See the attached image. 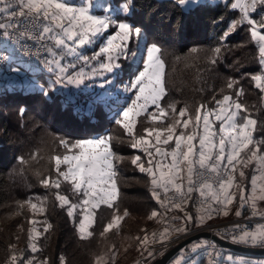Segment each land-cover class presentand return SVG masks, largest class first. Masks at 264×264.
Here are the masks:
<instances>
[{"label": "trees", "instance_id": "obj_1", "mask_svg": "<svg viewBox=\"0 0 264 264\" xmlns=\"http://www.w3.org/2000/svg\"><path fill=\"white\" fill-rule=\"evenodd\" d=\"M125 2L126 0H105L102 7L94 11L102 15L107 4L116 18L124 20L126 17L121 6ZM133 2L134 11L128 18L137 26H143V34L139 45L133 41L130 47L135 50L142 46L140 52L143 56L145 44L155 42L161 46L168 87L165 101H175L177 109L188 105L191 112L200 104L206 105L207 109H216L218 106L214 97L215 100H222L224 95H231L235 100V92L243 88L244 94L239 97V101L248 108L253 118L264 121V98L251 80V75L260 72V66L258 48L250 39L249 25H239L226 39H220L228 25L240 19L238 9L233 10L228 0H206L191 12H185L177 0ZM101 40L100 38L92 47H84L81 54L92 57L99 51ZM216 47L221 48L218 55L211 51ZM193 48L199 51L192 52ZM17 59L19 58H12L0 69V74H9L10 65L14 62L16 64ZM212 59L216 63H211ZM82 62L80 60L75 69L84 66ZM42 63L29 64L33 66L31 70L17 65L24 72L17 81L0 77V264H10L9 257L13 252L25 260L32 257L37 261L48 258L49 264H60L61 256L67 264H95L96 257L100 256L111 264L109 258L113 245L117 253L114 264H132L143 255L138 250L134 237L141 236V230L152 211L161 209V203L152 196L149 176L141 173L131 163V158L135 156H140L141 161L146 162L145 154L130 146L131 137L122 126L115 123L109 110V106L123 105L125 101L130 103L133 94L100 98L103 103L89 115L85 102L96 100L97 92L94 89L87 92H74L70 89L67 94L56 83L50 86L49 79L55 78L47 69L42 68ZM130 63L131 61H122L124 67L118 74H107L104 80L114 76V85L121 86L125 81L129 82L133 75L127 68ZM100 78L96 77L95 80ZM230 80L238 82L232 89L227 88ZM44 91H47V95ZM146 115L138 118L135 126L137 136L146 135L143 132L145 127L164 126L160 122L146 120ZM180 130L182 129H178ZM187 131H193L191 124ZM107 135L112 138L111 150L124 158L123 161L116 162L119 186L117 204L121 214L127 209L129 215L120 222L118 229L114 228L101 236L113 213V209L101 205L94 209L95 223L89 228L92 235L81 239L78 233V225L82 219L81 209L76 210L74 219L70 218L67 206L60 207L55 198V193L60 192L77 203L79 198L72 192L70 184L60 177L59 189L46 188L40 180L45 177L57 179L54 161L50 157L65 153V149L58 144V137L77 140ZM255 136H264V131L258 129ZM21 156L26 163L18 162L17 158ZM60 167L65 170L63 165ZM159 195L162 201L163 197L160 193ZM196 197V194L190 195L184 206L185 211L193 217L194 227L198 226V217L193 209ZM29 198L38 204L36 198L44 200V211L31 210L28 205L22 210L18 209L17 202ZM18 211L21 214L17 215ZM180 215L184 217V212L180 211ZM225 219L222 214H217L212 222ZM29 220H36L40 225L41 235L35 241L40 249L37 252L27 247V230L31 228ZM45 222L52 225L48 232H44ZM21 225L23 231L20 229ZM9 245H15V248L10 249ZM253 258L255 263L252 264H264V255H253L247 261ZM235 262L234 256L228 252L220 258V264ZM194 264L204 262L198 260Z\"/></svg>", "mask_w": 264, "mask_h": 264}, {"label": "snow or ice", "instance_id": "obj_2", "mask_svg": "<svg viewBox=\"0 0 264 264\" xmlns=\"http://www.w3.org/2000/svg\"><path fill=\"white\" fill-rule=\"evenodd\" d=\"M181 8L191 12L200 6V0H177ZM233 10L239 9L241 16L239 20L232 21L227 30L220 37L226 39L235 29L242 24L249 25L250 39L258 48V64L260 72L251 75V80L255 82V87L264 93V0H235L231 2ZM125 13L124 20L114 19L110 14L95 15L90 11L91 2L86 0L84 4H74L69 0H0V31L5 39H12L27 36L35 38L38 41L45 39V34H52L54 29L60 32L49 39L55 40L56 46H64L70 52L76 53V49L66 44L67 40L73 41L78 46L92 43L94 38L101 37L110 26L115 25L114 35H109L100 46L99 52L94 53L92 57L77 54L78 58L86 64L90 60H98V69L93 68V74L105 75L113 74L114 76L124 67L122 61H131L127 65L130 72L133 73L129 83L124 86L123 91L128 92L135 90L134 99L130 103L125 101L123 105L115 107L109 106L117 125L125 129L127 135L131 137L130 146L139 148L149 159L146 162L141 161L140 156L131 158V163L135 165L141 173L149 176L152 196L165 207L164 202L160 200L157 189H163L165 193L174 190L179 199H171V209H177L184 212V225L175 228L177 233L186 232L187 225L193 220L191 214L185 211L186 204L184 180H187V193L190 194L199 184L201 195H205L204 189L211 190L214 185L208 183L209 179L214 178L218 191L213 193L212 199L222 205V209H214L211 206L204 209L206 215L197 218L198 226L205 219H211L213 212L223 211L224 215L228 214V206L236 199V193L231 189L239 190L240 208L249 204L252 215H260L264 219V211L257 208V200H264V194L256 195L258 179L262 181L259 185V191L264 193V136L257 138L256 131H264V121L253 118L248 108L239 101V97L244 94V89L239 88L235 92L237 99L231 95H224L222 100H215L216 109H207L206 105L200 104L194 112L189 110L185 105L177 109L175 101H165L168 96V87L166 82L165 61L163 59V50L160 45L153 42L145 44L144 55H140V48L133 50L130 45L133 41L139 45L143 34V26H137L135 22L128 17L134 11L133 0H126L121 6ZM258 17V19L256 18ZM62 34V35H61ZM59 37V38H56ZM49 54L55 56L51 48L47 49ZM192 52L199 49L193 48ZM214 54H219L220 47L211 50ZM103 57V59H101ZM139 57V59H137ZM216 63L215 59L210 61ZM49 65H55L50 71L57 72L58 77L54 83L74 84L79 87L83 84L85 73L81 70L69 74L67 68L61 65L59 60L47 61ZM141 65L136 67V65ZM74 67V65L72 66ZM60 74H63L62 76ZM112 80L105 79L104 84H111ZM238 82L229 81L227 88L232 89ZM119 92V89H117ZM47 95V91H44ZM162 101L164 103L162 104ZM103 103L98 97L91 102H85L88 114L91 115L97 107ZM149 106H154L155 112H148ZM23 111V110H22ZM146 115V120L150 122H160L163 127H145L143 132L146 135L135 134V126L141 115ZM215 116L216 121H220L218 130L213 128L210 116ZM203 122V134H200V124ZM192 125L193 131H187L189 125ZM178 129H182L178 131ZM154 134V143L149 137ZM166 134V135H165ZM218 137V139H217ZM111 136L94 137L87 139L72 140L64 137H58V144L65 149L64 154H58L50 157L54 161V168L57 173V179L45 177L40 180L44 187H53L59 189L60 177L63 181L71 186V190L77 195L78 202L73 203L67 195L60 192L55 193V198L59 201L60 207L67 206V215L75 218L76 210L81 209L83 219L78 225L80 238L84 239L85 234L91 236L88 231L89 227L95 223V213L91 210L98 209L101 205H106L113 209L112 217L104 226L101 236L110 230L119 228L120 222L129 215L127 209L120 213L117 201L119 199L118 186V168L117 161H123V157L117 156L111 150ZM198 140V147L195 141ZM174 142V146L168 149H161L158 145H169ZM155 153V155H154ZM160 157V159H156ZM170 159V163L164 164L163 160ZM32 158H35L34 156ZM18 162L26 163L23 156L18 157ZM155 161V162H154ZM255 164L253 174L250 178L251 194L245 196L246 186L239 181L248 179L243 168L249 164ZM68 165L67 170H61V165ZM147 164V166H146ZM238 165L240 166L238 171ZM259 172V177L255 174ZM186 173L185 175H182ZM211 174V175H209ZM237 174L239 180L237 179ZM39 202L33 203L32 198L26 201H18V209H23L28 205L31 210L43 212L44 200L36 198ZM46 199V198H45ZM166 210H170L167 209ZM17 215L21 212H17ZM236 216L242 213L238 209ZM158 216V212L153 210L149 219ZM172 219H177L173 217ZM30 224L35 225L36 221L29 220ZM44 232H48L52 225L45 222ZM238 233L232 236L234 243H240L249 247H258L264 249V224H257L254 229L241 228L239 225L234 226ZM23 231V225L20 226ZM28 244L33 252L40 251L37 247L36 240L41 235L34 227L28 230ZM141 238L134 237L138 242L139 249L147 252L152 256L153 252L149 250L150 243L163 244L170 231L165 227L159 236L156 232L151 233V240L146 230ZM19 240V237H17ZM196 245L195 248H199ZM14 249L15 245H9ZM115 245L110 249L111 264L115 262L116 251ZM60 264H67L65 258L61 256ZM231 259V257H229ZM10 264H49L48 258L37 261L35 257L25 260L22 256H17L15 252L9 257ZM108 264L104 257H96L95 264ZM236 264H251V262L240 258Z\"/></svg>", "mask_w": 264, "mask_h": 264}, {"label": "built area", "instance_id": "obj_3", "mask_svg": "<svg viewBox=\"0 0 264 264\" xmlns=\"http://www.w3.org/2000/svg\"><path fill=\"white\" fill-rule=\"evenodd\" d=\"M49 40L50 39L47 37V34H45V39L42 41H38L35 38H28L27 36H22L19 38L13 36L12 39H5L3 35H1L0 69L4 67L14 56L18 57L22 62L31 65L44 62L47 58V49L50 44ZM208 183L213 184L214 187L211 190L204 189L205 195L202 196L199 189V184L196 185V189L194 191L188 194L187 180H184L186 203L190 195H197L196 199L193 202V209L196 211L197 215L209 206L214 209H222L223 207L222 205L216 204L212 199L213 193L218 191V186L216 185L215 179H209ZM157 191L162 195V202H164L165 207L161 206V209L157 211L158 216L156 217L154 225L149 231V238L151 240V233L156 232L159 236V233L162 232L165 227H169L170 231L168 233V238L163 244L150 243L148 245V248L153 252V255L148 256L147 252H143V255L138 258L133 264H154L170 247L183 242L185 239L201 232L208 233L210 237L199 238L186 244L176 254L174 260L170 262V264H194L198 260H202L204 264H220V258L227 252L231 253L237 260L240 258L248 260L251 258V256H253L250 253L232 250L227 247L221 246L214 240H212L211 236H215L233 245L252 249L258 248L249 247L240 243H234L232 240V236L234 234H237L239 231L234 226L239 225L241 228L246 227L248 229H254L257 224H264V219H262L260 215H252V211L249 206H245L242 215L237 218L208 222L199 224V226L196 227L193 226V221H191L187 225L186 232L177 233L175 231V228L182 227L184 225V219L180 215L179 210L171 209L170 200H178L179 197L174 192V190H169L167 193H165L161 188L157 189ZM166 208L170 210H166ZM219 212L220 211H218V213ZM173 217H177V219L174 220L172 219ZM196 245H200V247L193 250Z\"/></svg>", "mask_w": 264, "mask_h": 264}, {"label": "rangeland", "instance_id": "obj_4", "mask_svg": "<svg viewBox=\"0 0 264 264\" xmlns=\"http://www.w3.org/2000/svg\"><path fill=\"white\" fill-rule=\"evenodd\" d=\"M105 0H90V2H91V8H90V11L93 13V14H95V15H99V14H96L95 13V11H94V9H99V8H101L102 7V3L104 2ZM204 1H206V0H200V3L201 2H204ZM207 1H217V0H207ZM69 2H71V3H74V4H84L85 2H86V0H69ZM233 2H235V0L233 1ZM183 9V8H182ZM103 10H104V13L102 14V15H104V14H110V15H112V17L114 18V19H117L116 17H115V13L113 12V11H111L110 9H109V7H108V5L106 4L105 6H104V8H103ZM185 12H187L188 10H186V9H183ZM239 10V9H238ZM123 12V11H122ZM124 13V12H123ZM118 20H120V19H118ZM4 22V21H3ZM115 25H112V26H110L109 27V29H107L106 31H105V33H104V35L103 36H101V37H97V38H94V40H93V42L92 43H89V44H86V45H83V46H78L77 44H75V43H73V41H71V40H67V38L66 37H64V39H65V41H66V44L67 45H69L70 47H72V48H75L76 49V53H72V52H70L69 51V49L67 48V47H64V46H56L55 45V40L54 39H50L49 41H50V44H49V47H48V49L49 48H51L52 50H53V52L56 54L55 56H53V55H51V54H49V52L47 51V58L45 59V61L42 63L43 65V67L42 68H44V69H47L50 73H52L53 74V76H54V80L53 79H49V85L50 86H52L53 85V83H54V81L57 79V77H58V71L57 72H54V71H50L49 69L50 68H54L55 67V65L53 64V65H49L48 63H47V61H49V60H53V59H55V60H59L60 61V63H61V65L62 66H64L65 68H67V70H68V73L69 74H72V73H76V72H79V71H83L84 73H85V79H84V82H83V84H81L79 87H77L76 85H74V84H67V81L66 80H64V82L63 83H56V85H57V87H62V89H63V91L64 92H66L67 94H69L70 92H69V90L70 89H72L74 92H77V91H84V92H87V91H89V90H92V89H94L95 90V92H97V94H98V96H97V98L99 97V98H105V97H109V98H114V97H116L117 95H120V96H128V95H130V94H133V99L135 98L134 97V92H135V90L133 89V90H131V91H128V92H124L123 91V88H124V86L125 85H127L129 82L128 81H125L124 82V84L123 85H114V81H113V79H114V76H111V78H109V80H112L113 81V83H111V84H104V88L103 87H101V85L104 83V77L107 75V74H105V75H99V74H93V68H96V69H98V64H99V61L98 60H90L87 64L83 61L82 63H84V66H81V67H78L77 69H75V67L77 66V64L80 62V60L81 59H79L78 58V55L77 54H81L82 53V51H83V48L84 47H92L93 45H94V43L95 42H97L100 38L102 39L101 40V44L103 43V41L106 39V37L107 36H109V35H114V33H115ZM60 32V30L59 29H54V32L52 33V34H47V37H49V36H54L55 37V35H56V33H59ZM62 35V34H61ZM56 38H59V37H56ZM139 48L142 50V46H139ZM97 52H99V51H96L95 53H97ZM140 55H141V52H140ZM101 59H103V57H101ZM137 59H139V57L137 58ZM93 61V62H92ZM17 65H19V66H25V67H27L28 69H32L33 68V66H31V65H29V64H25L24 62H22L20 59H17L16 60V64H15V62H14V64H12V65H10V72H9V74H0L1 76V79H10V80H12V81H17V79H20L21 78V76L22 75H24V72L22 71V70H20L19 69V67L17 66ZM74 65V67H72ZM8 67H9V65H8ZM34 70V69H33ZM61 76L63 75V74H60ZM109 75H113V74H109ZM96 77H101L100 78V80H98V81H96L95 80V78ZM106 87V88H105ZM111 89V90H105V89ZM102 89H104V90H102ZM117 89H119V92H117ZM96 98V99H97ZM262 98H264V93H262ZM152 107H154V106H149V108H148V112H155L156 111V109H155V107L153 108V110H152ZM87 110V109H86ZM209 120L212 122V124H213V128L215 129V130H218V127H219V124H220V121H216L215 120V116L213 115V116H210L209 117ZM199 132H200V134H203V122L201 121V124H200V129H199ZM166 135V134H165ZM108 136V135H107ZM100 137H104V136H100ZM149 139L150 140H152V142L154 143L155 141H154V134H153V136L152 137H149ZM217 139H218V137H217ZM195 143H197V147L199 146L198 145V140L197 141H195ZM159 147H161V149L163 150V149H168V150H170L171 149V147L172 146H174V142H169V145H163V144H161V145H158ZM137 149H139V148H137ZM140 150V149H139ZM143 152V151H142ZM144 153V152H143ZM145 154V153H144ZM154 155H155V153H154ZM145 158L148 160L149 159V157L145 154ZM156 159H160V157H156ZM170 157L167 159V160H163V163L164 164H168V163H170ZM155 162V161H154ZM64 167H65V170H67V168H68V165H66V164H62ZM146 166H147V164H146ZM239 168H240V166L238 165V171H239ZM254 168H255V164L253 163V164H249L248 165V167H245V168H243V171L245 172V174H246V177L248 178V179H245V180H240L239 182L242 184V185H245L246 186V189H245V196H248V195H250L251 194V184H250V178H251V175L253 174V170H254ZM185 175H186V173H184ZM258 177H259V175H260V173L259 172H256L255 173ZM237 179L239 180V177H238V174H237ZM262 183V181H260L259 179H258V181H257V184H258V188H257V192H256V195L258 196V195H261V194H264V193H261L260 191H259V185ZM231 191H233V192H235L236 193V196H237V199L231 204V205H229L228 206V214L227 215H224L223 214V211L221 210L219 213L217 212H213L212 213V218L211 219H205L204 220V222L202 223V224H204V223H208V222H212L213 221V219L215 218V216L217 215V214H222L226 219H233V218H237L238 216H236V211L239 209L240 211H241V213H243V210H244V208H240V202H239V195H240V193H239V190L238 189H236V188H233V189H231ZM249 204H250V202H249ZM249 204H245V206L247 207V206H249ZM244 206V207H245ZM257 208L260 210V211H264V200H257ZM91 211H93L94 212V210H91ZM201 215H206V213L204 212V210L203 211H201L200 213H198V215H197V217H199V216H201ZM242 215V214H241ZM240 215V216H241ZM82 219H83V216H82ZM155 219H156V217L155 218H152V219H149L148 218V220L146 221V223H145V225H144V227H143V230H146L147 231V233L149 234V231H150V229L152 228V226L154 225V222H155ZM34 221H36V220H34ZM32 227H34L35 229H36V231H38V232H40V225L37 223V221H36V223H35V225H33V224H31V228ZM90 228V227H89ZM88 231H89V229H88ZM144 234H145V232H143L142 231V233H141V238L144 236ZM85 236H87L86 234H85ZM181 243V242H180ZM180 243H178V244H180ZM178 244H176V245H178ZM137 245H138V242H137ZM176 245H174V246H172V247H170L167 251H165V253L166 252H168L170 249H172L173 247H175ZM138 247H139V245H138ZM139 249V248H138ZM164 253V254H165ZM164 254H162V256L164 255ZM177 254V253H176ZM176 254L174 255V256H176ZM161 256V257H162ZM173 256V257H174ZM172 257V258H173ZM171 258V259H172ZM175 258V257H174ZM170 259V260H171ZM159 260V259H158ZM157 260V261H158ZM169 260V261H170ZM174 260V259H173ZM172 260V261H173ZM167 262V264H170V262ZM171 261V262H172ZM234 261H236L237 262V259H235L234 258ZM236 262L235 263H231V264H236ZM249 262H251V264L252 263H255V259L253 258L252 260H250ZM134 263V262H133ZM132 263V264H133Z\"/></svg>", "mask_w": 264, "mask_h": 264}, {"label": "water", "instance_id": "obj_5", "mask_svg": "<svg viewBox=\"0 0 264 264\" xmlns=\"http://www.w3.org/2000/svg\"><path fill=\"white\" fill-rule=\"evenodd\" d=\"M208 237H210V235L206 232H201V233L195 234V235L185 239L183 242L176 245L172 249H170L154 264H167V262L189 242H191L193 240H197L199 238H208ZM211 239L214 240L219 245L227 247V248L232 249V250L242 251V252L250 253L253 255H264V249H259V248L252 249V248H246V247H242V246H238V245H233V244L225 242V241H223V240H221L215 236H211Z\"/></svg>", "mask_w": 264, "mask_h": 264}, {"label": "crops", "instance_id": "obj_6", "mask_svg": "<svg viewBox=\"0 0 264 264\" xmlns=\"http://www.w3.org/2000/svg\"><path fill=\"white\" fill-rule=\"evenodd\" d=\"M13 59H16V56H14Z\"/></svg>", "mask_w": 264, "mask_h": 264}]
</instances>
